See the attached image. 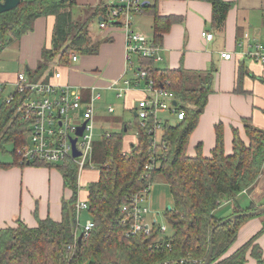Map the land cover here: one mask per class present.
Instances as JSON below:
<instances>
[{
    "label": "trees",
    "instance_id": "obj_1",
    "mask_svg": "<svg viewBox=\"0 0 264 264\" xmlns=\"http://www.w3.org/2000/svg\"><path fill=\"white\" fill-rule=\"evenodd\" d=\"M203 1V0H202ZM212 6L211 25L222 32L227 13L233 5L223 0H205ZM75 0H21L19 5L0 14V53L16 43L25 33L33 30L39 17L54 16L51 47L42 48V60L34 71H28V79L38 82L51 62L57 59L62 66L70 63L72 54L80 56L98 55L100 42L92 45L89 28L93 19L102 16L104 9L99 4L90 15L73 19ZM152 18L153 44L159 45L164 33L173 24L174 18L160 17L155 1L144 4L140 14ZM264 27V22H263ZM148 71V77L171 92L177 101L176 109L184 112V119L173 124H161V136L154 140L151 123L144 127L136 123V142L124 150L122 141L130 130L124 123L117 132L106 133L93 142L90 163L98 171L99 178L87 187V215L93 226L87 237L81 240L73 236L76 227L77 165L66 160L55 165L63 177L64 186L72 192L68 202L62 203L59 223L49 218L38 220L34 228L19 222L14 228L0 229V264H202L210 245L213 246L210 264H246V256L264 264V254L256 240L264 233V222L259 231L229 253L236 240L240 226L248 219L260 216H244L224 223L213 212L224 201H231V215L255 213L256 206L240 208L235 202L239 193L254 187L262 174L264 163V130L245 124L248 140L242 141L238 131H232V151L224 155L222 128L216 125L215 147L210 157L201 155V147L195 155L185 154L187 140L191 135L210 92L212 72L190 73L181 68L172 71L156 68L150 59H139ZM147 66V67H146ZM144 69V70H145ZM167 86H166V85ZM0 105V149L13 147L12 163L19 165L17 151L27 142L28 127L16 109L19 97L12 104ZM154 158L153 168L146 169ZM51 166L47 164H25L20 166ZM1 167H6L0 163ZM86 168V167H85ZM164 178L171 198L170 209L162 214L169 227L167 233L153 222L150 234H130L123 223L124 205L136 193L151 186L156 178ZM68 246H73L71 252Z\"/></svg>",
    "mask_w": 264,
    "mask_h": 264
},
{
    "label": "crops",
    "instance_id": "obj_2",
    "mask_svg": "<svg viewBox=\"0 0 264 264\" xmlns=\"http://www.w3.org/2000/svg\"><path fill=\"white\" fill-rule=\"evenodd\" d=\"M104 1L75 0V7L72 9L73 19L80 18L86 8L92 12ZM154 1L160 17L174 18L173 24L168 32L162 35L163 40L158 45L162 60L154 63L155 67L172 71L181 68L188 75L205 74L213 70L210 92L195 128L187 140L185 154L193 158L196 153L195 148L199 145L201 155L205 158L210 157L211 150L216 144L215 128L219 125L222 128L224 141L223 153L229 155L232 151L233 130L238 131L240 139L245 143L248 142L244 132L245 124L264 130V66L243 56L242 52L249 49H242L238 45L245 36L248 46L264 45V0H223L231 3L233 7L227 13L223 31L218 33L211 25L212 6L205 0H145V4L150 5ZM133 18L135 23L133 30L153 42L152 18L144 13L136 14ZM54 21V16L39 17L34 21L32 31L23 34L16 43L0 53L1 55L8 53L0 59V62L10 63L7 67L1 66L0 70V88L4 89L3 97L15 91L13 83L17 75L24 72L27 74L28 71L36 69L42 60L40 56L42 48L51 47ZM98 29H100L99 25ZM204 31L213 36L211 41H206L200 36ZM94 38L98 43L100 42L98 55L80 56L76 62H70L67 66L60 65L55 59L49 64L40 80L54 85H71L79 88L83 101H86L90 87L99 88L101 100L106 92H113L115 99L122 100L119 113L115 116L113 107L100 106L97 103L93 113L94 130L95 124L98 123L102 124L100 129L108 126L111 129L120 124L118 128L116 126L119 131L124 125L122 122L124 113H133L136 121L138 120L137 105L147 97L145 83H140V86L126 91L120 98L115 96L114 91L107 90L105 87L108 82L118 79L125 72V38L120 30L111 28L100 29L99 35H94ZM221 53H229L231 58L222 59ZM9 67L10 71H5V68ZM133 68L137 71L145 69V66L140 65L139 59H136ZM55 71L60 72L59 79L52 77ZM107 107H111L112 111L108 112ZM175 122L176 119L169 123ZM117 131L106 130V133ZM103 132L102 129L95 141ZM127 134L122 142L124 150H128L136 142L135 134L132 136ZM160 136L161 132L158 131L155 140L158 141ZM0 163L6 165V167L0 166V229L14 228L19 222L27 228H34L38 225V220L42 221L45 218L59 223L61 205L71 199L72 192L64 186L63 177L54 167L55 165L25 167L13 164L12 160ZM86 168L88 169L79 173L77 180L79 191L76 200L84 202L87 201L88 185L99 178L98 171L93 166ZM235 202L240 208L264 207V174L258 178L253 188L239 193ZM232 208L231 201H224L213 215L217 218L230 217ZM150 218L155 222L158 221L156 214L150 215ZM260 225L261 220L256 217L243 224L227 254L240 248L248 238L251 239L255 231L258 232L261 228ZM263 236L264 233L258 237L256 244L264 254ZM246 260V264H256V261L249 257V253Z\"/></svg>",
    "mask_w": 264,
    "mask_h": 264
},
{
    "label": "built area",
    "instance_id": "obj_3",
    "mask_svg": "<svg viewBox=\"0 0 264 264\" xmlns=\"http://www.w3.org/2000/svg\"><path fill=\"white\" fill-rule=\"evenodd\" d=\"M145 4V0H105L102 3L104 12L98 18L100 29H118L123 33L125 38V72L113 81L108 82L105 87L107 90L114 91L115 96L120 98L124 93L134 87L140 86V83H145L144 88L147 93L146 99L140 101L137 105L136 113L138 124L144 127L146 122L151 123V130L148 133L161 132L162 121L155 118V115L161 110L171 112L176 121L183 120L184 112L172 106V102H176L167 88L158 87L152 79L148 77V71L145 69L134 70L132 57L136 59H150L153 63H158L162 60L160 55V47L153 44L149 38L133 30V16L139 14ZM200 36L206 41H211L213 36L204 31ZM247 36L238 45L239 47L247 48L246 52H242L243 56L252 59L254 62L264 66V45L253 44L248 46L246 42ZM220 57L229 60V53H221ZM78 56L72 54V63L76 62ZM134 70V71H133ZM133 71L130 77L128 72ZM60 72L55 71L52 75L54 79H59ZM166 85V84H165ZM15 91L8 96L3 97V88H0V99L7 105L13 103L15 96L19 97V104L16 109L17 115L27 124L29 137L26 144L17 151V159L19 165L31 164H47L57 165L66 160L74 161L77 165V175L91 166L90 156L93 150V142L95 136L94 130V110L96 102L101 101V94L98 87H90L86 101L82 100V93L79 88H74L71 85L61 86L51 84L45 81L31 82L27 74L21 73L17 75L13 83ZM167 86V85H166ZM77 112L76 118L70 120V113ZM111 112V107L107 108ZM81 112V117L78 115ZM81 118V119H79ZM83 123V133L77 135V128ZM72 138H76L75 145L80 156L72 157ZM156 141V140H155ZM151 162L147 166L148 169L153 168L154 158L150 157ZM262 174H264V163L261 166ZM151 191L150 186L146 187L141 192L134 194L127 205L121 209L123 213V223L129 227L130 234L142 233L145 236L150 234L152 223L155 222L150 215L152 211L148 205V196ZM76 218L81 212L88 210V205L84 201L75 202ZM156 219V218H155ZM93 226L92 220L88 219L83 226L77 221L73 236L77 239L81 233L84 237L88 236ZM164 232L165 228L161 227ZM73 246H68L67 251L71 252ZM180 264L184 262L180 261Z\"/></svg>",
    "mask_w": 264,
    "mask_h": 264
},
{
    "label": "rangeland",
    "instance_id": "obj_4",
    "mask_svg": "<svg viewBox=\"0 0 264 264\" xmlns=\"http://www.w3.org/2000/svg\"><path fill=\"white\" fill-rule=\"evenodd\" d=\"M75 7V6H74ZM73 7V8H74ZM72 8V9H73ZM85 10V11H84ZM83 11H84V13H83V15L81 14V17H80V19H83L84 17H87L88 15H90L91 14V10L90 9H88V8H86V9H84ZM72 14H73V12H72ZM140 14V13H139ZM76 17V16H75ZM76 19V18H75ZM98 19L96 18V19H93L92 20V22L90 23L91 25V29L89 28V34H90V37H91V39L93 40V44L92 45H95V44H97L98 42L96 41L97 39L96 38H94V35H99V32H100V29H98ZM132 23L134 24V26H135V23H134V18H133V21H132ZM147 28H148V26H147ZM134 29V28H133ZM150 29V28H149ZM96 41V42H95ZM6 54H8V53H3L2 55L0 54V59L2 58V57H4V55H6ZM77 56L78 57H80V55H78L77 54ZM10 58V57H9ZM132 62H136V57L134 56V57H132ZM5 66V67H7V66H9L10 65V63L7 61V62H0V70L2 69V67L1 66ZM5 71H10V67L9 68H5ZM16 71V70H15ZM129 77H130V75H132V74H130V72H128V74H127ZM156 86H158V85H156ZM159 87V86H158ZM8 90H9V88L6 90V94H7V92H8ZM121 102H122V100H120V99H115L114 98V93L113 92H106V94H104L103 95V100H101V102H96V104L98 103V105H106V106H111V107H113V109H114V114H115V116L119 113V107L121 106ZM2 103H1V101H0V105H1ZM96 104H95V106H96ZM108 108V107H107ZM76 114H77V112L75 111V112H71L70 113V120L71 119H75L76 118ZM78 115H80V117H81V112H80V114L78 113ZM101 115H104V114H102L101 113ZM113 116V115H112ZM155 118H158V119H160V120H162V121H165V120H168L169 122H172V121H174L175 119H174V115L171 113V112H169V111H165V110H161L159 113H157L156 115H155ZM79 119H81V118H79ZM122 122L123 123H125V124H127V126H128V128L130 129L127 133V135H130V136H132V134H136V129L137 128H135V125H136V123H138V120L136 121V118L133 116V113H129V112H127V113H124V115L122 116ZM102 125V124H101ZM101 125L100 124H95V136H94V140L96 139V136L97 135H99L100 133H101V131H102V129H103V131L104 132H106V130H110V131H117V128H118V125H120V124H117L116 126H117V128H116V126L115 127H113V128H111L110 129V127L108 126V127H104V128H102V129H100V127H101ZM137 126V125H136ZM120 127V126H119ZM109 133V132H108ZM136 141V140H135ZM123 142V141H122ZM123 144V143H122ZM12 150H13V147L12 146H10V145H5L4 147H3V150H1L0 149V162H11V160H12V157H11V152H12ZM62 163H58V165H61ZM88 168H85V170H87ZM262 175V174H261ZM260 175V176H261ZM255 184V183H254ZM150 188H151V191H150V193H149V196H148V201H147V203H148V205L150 206V209H151V211H152V214H156V218H158V224L160 225V226H163V227H165L166 226V228H167V233H169V227H168V225H167V222L165 221V219L163 218V216H162V214H163V212H164V209L165 208H168V206H170L171 205V198H170V194H169V188L167 187V185H166V183H165V181H164V178H161V177H158V178H156L155 179V181L151 184V186H150ZM251 189V188H250ZM249 189V190H250ZM248 190V191H249ZM262 208V207H261ZM260 209V208H259ZM249 213H253V212H249ZM256 218H258V219H260L261 220V225L260 226H262V223L264 222V213L263 214H261L260 216H255ZM88 219H90L89 217H88V215H87V212H81V214L80 215H78L77 216V218L75 219V221H76V223H77V221L80 223V225L81 226H83L84 224H85V222L88 220ZM249 220H251V219H248L247 221H245L243 224H245L246 222H248ZM254 222V221H253ZM242 224V225H243ZM241 225V226H242ZM240 226V227H241ZM252 226H253V224H252ZM240 229V228H239ZM257 232L255 231V233L252 235V236H255V234H256ZM252 236H250V237H252ZM264 237V236H263ZM262 237V238H263ZM248 240H249V238H248ZM67 250V249H66ZM230 253V252H229Z\"/></svg>",
    "mask_w": 264,
    "mask_h": 264
},
{
    "label": "water",
    "instance_id": "obj_5",
    "mask_svg": "<svg viewBox=\"0 0 264 264\" xmlns=\"http://www.w3.org/2000/svg\"><path fill=\"white\" fill-rule=\"evenodd\" d=\"M20 1L21 0H2L0 2V14L6 13L9 10H12V9L16 8L19 5ZM175 104H176L175 102H172V106H175ZM84 124L85 123H83L81 126H79L77 128V135L78 136L82 135ZM75 141H76V138H72L71 145L73 146L72 147V157L73 158L80 156L79 151L76 149ZM170 208L171 207L168 206L167 209H170ZM261 212H264V207L258 209L255 213H240L238 215H231L230 217L225 218L224 223L228 222V221H232V220L238 219L241 216L242 217H244V216H255L256 213H261ZM78 236H79L78 240H81V238L83 237V235L81 233ZM209 247H210V249H209L208 255H207L206 259L203 261L202 264H210L211 255H212V251H213L212 244Z\"/></svg>",
    "mask_w": 264,
    "mask_h": 264
}]
</instances>
